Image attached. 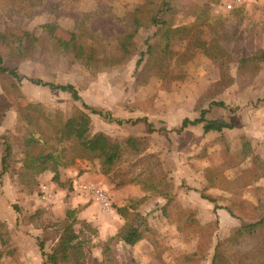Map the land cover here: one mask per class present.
I'll use <instances>...</instances> for the list:
<instances>
[{
	"label": "rangeland",
	"instance_id": "obj_1",
	"mask_svg": "<svg viewBox=\"0 0 264 264\" xmlns=\"http://www.w3.org/2000/svg\"><path fill=\"white\" fill-rule=\"evenodd\" d=\"M205 1L208 0H173L177 4L192 7H200ZM226 1L231 0H219L212 4L210 12L214 18L221 19L217 33L221 36L222 46L231 55L228 72L234 79L230 86L217 94L213 89L208 90L220 78V69L199 49L195 50L194 57L189 62L179 66L181 74H185L182 80L168 76L151 77L146 83H137L134 70L136 57L125 64L113 66L109 71L94 73L84 65L71 63L62 57L47 55L46 64L31 60L17 62L10 60L4 53L5 66L17 68L21 75L27 77L41 78L56 84H72L79 91L83 102L124 121L123 124H118L108 121L104 116L93 115V132L104 131L117 138L145 134L147 123L132 125L126 122L138 117H146L155 128L172 129L178 127L184 117L193 119L199 116L201 107L209 108L207 121L222 123L221 130L205 131L203 124H200L187 128L179 135L171 132L168 135L153 133L148 136V151L157 153L166 161L168 178H171L167 190L173 193L174 202L182 208L193 210L198 219L197 233L188 240L183 238L176 224L170 222L159 208L164 202V195L146 193L136 184L116 188L105 176L107 183L101 188L109 194L112 208L105 211L99 204L98 213L107 216H102L105 222L108 219L119 222L120 216L115 213L114 206L132 203L137 205V201L147 194V198L137 205V210L146 216L149 226L155 231L167 264H172L173 257L193 251L206 254V260L202 263L208 264L207 258L209 259L219 238L229 236L231 229L242 222H250L264 215V176L241 193L233 191L234 184L231 189L226 190L211 186L205 178L208 167L221 165L223 174L233 180L241 169L252 165V157L248 153L264 158V62H247L238 69L240 58L256 56L260 54V50H264V0H241V5L231 10L225 8ZM142 2L143 0H44L42 5L19 13L0 1V31L22 35L27 30L39 35L42 32L41 26L50 23L57 26L56 35L69 39L78 23L85 20L104 37L125 34L130 29L120 18ZM184 14L178 13L177 22L188 23L193 20L192 16ZM203 29L206 39L213 37L214 33L209 28ZM147 34L148 31L143 28L138 30L135 41L140 48ZM175 48L182 51L185 42H177ZM1 77L7 79L6 75ZM20 88L23 96L15 98L6 95L0 82L3 102L10 104L0 125V172L3 155L1 137L7 136L10 141L15 142L14 137L20 135L17 104L38 102L48 112L61 110L64 116L71 114L74 105L81 104L75 102L67 92L35 85L27 80L22 82ZM212 96L215 100L224 101L228 107H209ZM242 137L250 142L249 150L243 147ZM88 165L97 171L96 162H89ZM48 172L50 171L44 173ZM47 176L41 179L32 194L20 190L16 175L6 173L0 176V219L11 229L12 238L7 240V245L14 246V242L18 246V250L4 258L3 264H42L43 258L39 253L42 258L40 262L31 255L32 249L38 250L36 239L32 240L26 235L37 231L25 224L24 217L39 208L45 210L49 219L52 216L61 217L67 208H71L63 201L67 200L68 194L65 198L59 196L58 190L61 187L54 182V185L51 184L52 181ZM83 194L91 202H97L89 194ZM202 195L208 196V199ZM123 222L124 219L120 225ZM40 233L41 231L37 234ZM22 247H25L28 257L30 256L29 261L25 259ZM49 247L48 241L46 252L50 251ZM125 248L134 256L136 264H151V245L148 241L142 240ZM235 248L244 252L250 248V242L245 240L236 244ZM101 250V247L94 248V253L99 258L102 256ZM120 252L121 250H116L117 258H120Z\"/></svg>",
	"mask_w": 264,
	"mask_h": 264
},
{
	"label": "trees",
	"instance_id": "obj_2",
	"mask_svg": "<svg viewBox=\"0 0 264 264\" xmlns=\"http://www.w3.org/2000/svg\"><path fill=\"white\" fill-rule=\"evenodd\" d=\"M0 1L20 13L42 5L44 0ZM218 1L208 0L200 7H192L177 4L173 0H143L120 18L130 31L108 37L92 29L85 20L78 23L69 39L56 35L57 26L50 23L41 26L39 35L27 30L22 35L0 31V82L6 95L22 97L20 86L27 80L35 85L67 92L75 102L81 103L73 106L69 116H64L61 110L48 112L38 102L17 104L20 135L13 136L15 142L7 136L1 137L3 155L0 176L6 173L16 175L20 190L32 194L39 186L42 174L50 171L53 174L52 181L57 186L71 191L73 180L64 176L65 168L75 165L78 160L96 162L97 171L108 177L116 188L136 184L146 193L164 195V202L159 207L163 215L176 224L184 239L195 236L198 219L193 210L182 208L174 202L173 193L167 190L171 178H168L166 161L157 153L148 151V136L153 133L168 135L171 132L179 135L187 128L200 124H203L205 131L221 130L222 125L208 124L206 114L209 108L201 107L199 116L193 119L184 117L181 124L172 129L155 128L146 117H138L126 122L132 125L147 123L145 134L117 138L104 131L93 132V115L104 116L108 121L118 124L124 121L83 102L79 91L72 84H56L27 77L21 75L17 68L5 66L4 53L10 60L17 62L31 60L46 63L47 55L62 57L71 63L78 62L94 73L109 71L113 66L125 64L136 57L134 70L137 83H146L151 77L168 76L182 80L185 74H181L179 66L189 62L195 50L199 49L220 69V78L208 90L213 89L217 94L230 86L234 79L228 72L231 55L222 46L221 36L217 33L221 19L214 18L210 12L212 4ZM178 13L190 15L193 20L179 23ZM203 27L209 28L214 33L213 37L206 39ZM140 28L148 31L142 48L135 41ZM177 42H185L182 51L175 48ZM247 62H264V50H260L259 55L240 58L238 69ZM3 75L7 76L6 80L2 79ZM210 98L209 107H228L224 101L215 100L213 96ZM9 109L10 104L4 103L3 95L0 94V125ZM242 139L243 147L249 150L250 142L244 137ZM248 155L252 157V165L241 169L235 179L226 177L223 167L218 165L206 169V180L211 186L226 190L234 184L233 191L241 193L264 176V158L256 154ZM202 197L208 199V196ZM146 198L147 194L137 201V205ZM210 200L215 202L214 199ZM137 205L114 206L124 222L116 234L106 240L100 239L95 225L79 217L77 208H67L63 216H52L50 219L45 215V210L39 208L25 216L24 221L27 226L41 230L34 238L39 255L43 258L42 264H136V259L125 246H134L142 240L151 245V264H167L155 231L149 226L146 216L137 210ZM11 238V229L0 219V264L18 250L14 242V246L7 245V240ZM245 240L250 242V248L244 252L237 250L235 245ZM48 241L50 251L46 252ZM96 247L102 249L101 258L94 253ZM117 249L121 250L120 258L116 256ZM203 260H206V254L193 251L173 257L172 264H203ZM207 261L208 264H264V215L250 222H242L231 229L229 236L219 238Z\"/></svg>",
	"mask_w": 264,
	"mask_h": 264
},
{
	"label": "crops",
	"instance_id": "obj_3",
	"mask_svg": "<svg viewBox=\"0 0 264 264\" xmlns=\"http://www.w3.org/2000/svg\"><path fill=\"white\" fill-rule=\"evenodd\" d=\"M88 163L89 161L83 160L82 162L79 160L72 167L65 169L64 176L69 177L73 180V189L69 191L68 193H66L64 189L60 188L58 190V195L63 196V198H65L66 195L68 194L67 200L65 199L63 200L64 204L67 205V207L79 208L80 210L79 217L86 219L90 221L91 223H93L94 225H96L99 231L100 239L106 240L108 237L116 234L117 226L120 225V223L122 222V219L118 216L119 222L116 220L114 222L113 221L111 222L109 221V219L107 222H105L103 217L104 216L107 217V216L106 215L103 216L102 214L98 213V209H100L99 203L94 202V201L91 202L90 199L84 196V194L82 193L83 191L78 187L79 183L85 182L88 184H92V185L100 186L104 188L105 184L107 183L106 177L102 175L100 172L96 171L95 168L91 169ZM47 175H49V179L52 181L53 174L50 172L42 174L41 179L47 178L48 177ZM50 183L53 184V181ZM111 203H112V200H111ZM115 213L117 214L116 211ZM98 216H101V217H98ZM36 231L37 232H31L30 235H29L30 232L26 233V235H28V237L32 238L33 240L34 238L33 235L34 234L37 235V233H39L41 230L36 229ZM22 252L26 255L25 259L29 261L30 256L28 257L25 247H22ZM32 252L33 253L31 255L33 257H36V261H39V262L42 261V258L38 255L39 253L38 250L32 249Z\"/></svg>",
	"mask_w": 264,
	"mask_h": 264
},
{
	"label": "built area",
	"instance_id": "obj_4",
	"mask_svg": "<svg viewBox=\"0 0 264 264\" xmlns=\"http://www.w3.org/2000/svg\"><path fill=\"white\" fill-rule=\"evenodd\" d=\"M240 5L241 0H231L225 2V8L228 10ZM78 187L83 191V193L89 194L95 201H97L103 210L108 211L112 208L110 197L107 191L103 188L86 183H79Z\"/></svg>",
	"mask_w": 264,
	"mask_h": 264
},
{
	"label": "water",
	"instance_id": "obj_5",
	"mask_svg": "<svg viewBox=\"0 0 264 264\" xmlns=\"http://www.w3.org/2000/svg\"><path fill=\"white\" fill-rule=\"evenodd\" d=\"M208 124H214L218 126V125H221L222 123L217 121V122H208Z\"/></svg>",
	"mask_w": 264,
	"mask_h": 264
}]
</instances>
